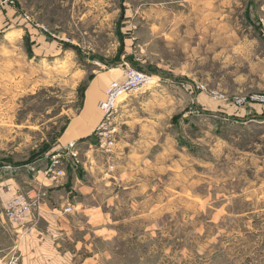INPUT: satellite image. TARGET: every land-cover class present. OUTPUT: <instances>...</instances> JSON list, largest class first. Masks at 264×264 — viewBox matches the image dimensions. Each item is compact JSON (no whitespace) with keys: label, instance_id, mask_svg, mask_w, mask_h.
<instances>
[{"label":"rangeland","instance_id":"1","mask_svg":"<svg viewBox=\"0 0 264 264\" xmlns=\"http://www.w3.org/2000/svg\"><path fill=\"white\" fill-rule=\"evenodd\" d=\"M126 67L176 91L128 181L78 196L83 264H264V0H0V198L46 201L47 153Z\"/></svg>","mask_w":264,"mask_h":264},{"label":"crops","instance_id":"2","mask_svg":"<svg viewBox=\"0 0 264 264\" xmlns=\"http://www.w3.org/2000/svg\"><path fill=\"white\" fill-rule=\"evenodd\" d=\"M175 91L176 87L172 84L163 88L157 82V85L131 93L119 101V132L112 159L95 147L96 138L91 130L100 116L83 132H75L77 136L73 139L77 140L79 148V164L76 166L73 159H68L66 175L56 181L48 178L46 171L43 172L38 181L46 185V201L41 197L43 192L32 191L33 195L29 193L36 198V204L22 222H13L4 215L6 199L16 190L12 184H6V190L3 189L4 198H0V260L13 261L15 264H83V252L92 253L93 248L91 243H85L84 246V234L79 223L84 214L78 212L81 204L78 196L88 193V189H94L87 184L91 176L98 178L105 187L123 185L128 181L129 157L136 156L141 162L142 157L159 143L156 126L162 113L154 114L151 118L146 114L155 109L163 110V105L170 104ZM93 97L97 103L96 93ZM135 128L140 138H135ZM156 149L159 154L163 152ZM103 156H106L104 163ZM110 162L115 165L113 171L107 169ZM56 191L60 194L59 200L53 198ZM69 204L73 210L63 211Z\"/></svg>","mask_w":264,"mask_h":264},{"label":"built area","instance_id":"3","mask_svg":"<svg viewBox=\"0 0 264 264\" xmlns=\"http://www.w3.org/2000/svg\"><path fill=\"white\" fill-rule=\"evenodd\" d=\"M152 78L154 80H152ZM157 85L154 76H150L142 71L132 67H126L121 79L115 78L110 80L108 86L103 92V97L97 103L101 111V118L92 130L96 138L95 147L113 158L117 146V135L119 132L118 103L125 96L143 90L148 87ZM202 87V86H201ZM263 101V100H261ZM55 147L46 155V176L52 181L66 175L67 160L73 159L76 166L80 162L79 148L77 140H69ZM114 163L110 162L107 166L108 171H113ZM36 204V198L20 191L15 190L6 200L4 215L13 222H22L25 216L31 212ZM73 210L72 205H66L63 209L65 212ZM0 264H15L13 261H2Z\"/></svg>","mask_w":264,"mask_h":264},{"label":"bare ground","instance_id":"4","mask_svg":"<svg viewBox=\"0 0 264 264\" xmlns=\"http://www.w3.org/2000/svg\"><path fill=\"white\" fill-rule=\"evenodd\" d=\"M152 80H154V79L152 78ZM96 105H97V104H96ZM97 108H98V106H97ZM94 127H95V126H94ZM94 127H93V128H94ZM93 128H92V130H93ZM92 130H91V131H92ZM75 136H77V135L75 134V135L67 136L66 138H63V139H62V142L65 143V142H67V141H69V140H72Z\"/></svg>","mask_w":264,"mask_h":264},{"label":"trees","instance_id":"5","mask_svg":"<svg viewBox=\"0 0 264 264\" xmlns=\"http://www.w3.org/2000/svg\"><path fill=\"white\" fill-rule=\"evenodd\" d=\"M71 135H75V134H71Z\"/></svg>","mask_w":264,"mask_h":264}]
</instances>
